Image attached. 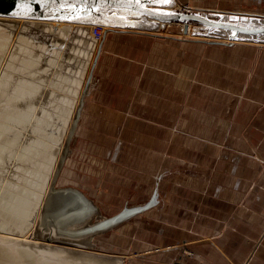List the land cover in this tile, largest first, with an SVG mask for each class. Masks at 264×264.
Masks as SVG:
<instances>
[{
    "label": "crops",
    "instance_id": "0c3cea01",
    "mask_svg": "<svg viewBox=\"0 0 264 264\" xmlns=\"http://www.w3.org/2000/svg\"><path fill=\"white\" fill-rule=\"evenodd\" d=\"M160 32L98 43L68 185L104 217L153 200L112 230L153 264H264V48Z\"/></svg>",
    "mask_w": 264,
    "mask_h": 264
},
{
    "label": "rangeland",
    "instance_id": "374dc122",
    "mask_svg": "<svg viewBox=\"0 0 264 264\" xmlns=\"http://www.w3.org/2000/svg\"><path fill=\"white\" fill-rule=\"evenodd\" d=\"M258 1L261 3H258ZM177 3L178 5L182 4L187 8L197 11H240L242 13L264 16V0H177ZM0 22L4 25H0V27H2L0 30V125L3 127L5 126V129L3 130L5 133V131H7V127L10 125V118H14L16 113H18L17 110H23L22 108H25V105L28 104L27 110L34 111V117L37 118L38 116V118H40V120L35 121V124L39 125L41 129H43L44 136H46L45 139L48 140L50 145L49 150L46 152L41 151L43 152V155H41V153H37L35 156L33 155L35 159L32 160V162L29 160V162L25 164H19V162L16 163L13 161V154H17L20 151V147H11L9 149L0 148V226L2 229L8 230V227L15 224L14 219H9L10 216L16 215L15 218H17L16 211L18 210L20 203H17L19 200L18 197H20L22 191H24V187L28 185L30 186V184L33 183V180L38 182L35 189L38 188L39 191L34 189L30 199L32 208H30L28 212L32 214L31 218L36 216L39 200L38 195L40 193L42 183L44 182L45 175L51 168V163L53 162L56 151H58L57 149L59 148V143L61 139H63L60 138L61 132L63 131L62 127H65L69 122H71V118L75 110L73 105L77 104L75 100L77 93L75 94L76 96H74V92H76V90L73 88L78 84L77 82H79V80L80 84L85 82L97 43L92 41L90 32L87 33L86 36L81 35L80 32L70 35V32L66 31L60 37H58L57 32L55 37L53 36L49 41H47L48 39L45 37L35 36L36 39L33 37L34 34L37 33L38 29H41L42 27H44L43 30L46 32V25L42 24L43 26L40 28L34 27L33 29V27H31L32 23L24 21ZM32 25L35 26L36 24ZM160 33L170 35L175 38H186L197 42L203 41V38L183 34L181 27L177 25H173L171 28L163 30ZM40 38L43 40H40ZM63 38H66V40ZM52 43H57L58 45L55 46L52 45ZM250 45L256 48L258 46H260L259 48H264V45ZM87 46L93 49L88 63L85 61L87 55L85 52H87L88 49ZM5 67L6 69H4ZM86 67L87 71L84 73V68ZM16 70L18 71L16 74L14 73V75H10L11 71L15 72ZM63 70H65L64 74L69 77V82H65L66 79H64V82L62 81V78H65ZM74 76H76L75 82L73 81ZM25 77H27V80L30 82L29 84L35 92L23 99L21 102L16 103L14 101H10V94L12 91L11 88L16 86V84H18L19 81H22ZM83 78L84 81L82 82ZM12 84L15 85L10 88ZM72 106L73 109H71ZM58 112L61 113L60 118L65 117V121H56L60 123L59 129L54 127L56 122L51 119L56 117L55 115H58ZM31 125H33V123H31ZM10 134L11 132L1 134L2 137L0 138V147L4 144H9L13 140ZM20 139L16 138L14 143L20 142L19 144L23 145V143L26 142L24 137L23 141H20ZM19 144H17V146ZM13 149L15 150L13 151ZM45 164L47 166H45ZM70 173L73 175L72 168L68 165L65 166L59 180V186H66L73 181V178L68 177ZM114 202L115 201H112V203ZM21 212L19 211L18 213ZM16 221V225H18L16 227L18 228H15V230L19 233H22L21 231L23 230L24 233L22 235H13L10 232L14 231V229L9 228L10 231L8 230V232L10 234L0 232V241L3 240L5 242H9L13 240H22L26 242H33V235L36 232L37 220L35 223H31L30 221L25 222L24 220ZM21 224H23V228L26 227V229L21 228ZM135 231L136 228L135 230L133 229L130 231L127 236H138ZM115 236L116 234H113L112 231H110L109 234L105 233L94 236L90 239L92 247L94 248L84 249V251L109 254L110 256L118 258L120 257L123 259L122 264H153L152 258H154L156 254L138 255L139 251L137 252V250H135L134 253L125 250L120 247L122 241L121 237L119 236L115 238ZM73 251L81 252L82 250L76 249ZM33 257V259H35L33 261L36 264H41L42 260L44 261L42 264H78L81 261L85 262L82 257H75V259H73L74 261L70 259V256H62L61 259H56V256H52V258L51 256L46 255L41 257L34 255ZM50 260L54 261L51 262ZM25 263L26 262L22 259H18L14 262V264ZM0 264L13 263L1 259Z\"/></svg>",
    "mask_w": 264,
    "mask_h": 264
},
{
    "label": "water",
    "instance_id": "95a60500",
    "mask_svg": "<svg viewBox=\"0 0 264 264\" xmlns=\"http://www.w3.org/2000/svg\"><path fill=\"white\" fill-rule=\"evenodd\" d=\"M0 18L54 23L50 34L44 32V27L34 34H40L47 41L57 35L58 25L61 23L88 28L100 26L104 29L103 36L112 31L162 32L167 26L177 24L181 25L183 34L203 38L202 42L209 44L264 45V16L240 11H197L178 5L177 0H171L170 3H161L159 0H140L139 3L136 0H0ZM97 48L41 204L34 241L1 240L0 260L14 264L22 259L25 264H33L34 255H46L37 246L47 244L81 250L94 248L91 243L86 245L83 242L116 229L154 204L152 200L143 206L125 207L113 216L104 217L82 190L69 185L59 186L61 174L71 154L84 98L101 44L97 43Z\"/></svg>",
    "mask_w": 264,
    "mask_h": 264
},
{
    "label": "bare ground",
    "instance_id": "6f19581e",
    "mask_svg": "<svg viewBox=\"0 0 264 264\" xmlns=\"http://www.w3.org/2000/svg\"><path fill=\"white\" fill-rule=\"evenodd\" d=\"M0 21H11L12 22V21H20V20H12V19H8V18H0ZM28 23L36 24L35 26H33L31 24V27H33V29H34V27H36V28L39 27L40 28L41 26L46 25V27H47L46 28L47 29L46 33H49L50 29L53 28L54 25H55L54 23H43V22L42 23L28 22ZM0 25H3V24H1V22H0ZM175 25H177V24H175ZM58 26H59L58 27V37L62 36V34H64L66 31L67 32L69 31L70 35L73 34V33H76V32H80L81 35H86V36H87V32H89V28L88 27H80V26H76V25L75 26H68V25H65L63 23H61ZM177 26L181 27V25H177ZM1 28L2 27H0V30H1ZM24 36H26V35H24ZM37 36L40 37V34L37 35ZM33 37L36 39L35 36H33ZM63 39L66 40V38H63ZM40 40H43V39L40 38ZM92 41L95 42L93 40V38H92ZM52 45L57 46L58 44L57 43H52ZM93 45H91V46H93ZM87 48H86L87 52H85L87 54L86 58H85V61H87V63H88V61L90 60V55L93 52V49L91 47H89V46H87ZM4 69H6V67ZM84 69H85L84 73H86L87 67L84 68ZM2 72H3V70H2ZM16 72H18V71L17 70L15 72L11 71L10 75H12V74L14 75V73L16 74ZM64 73H65V70H63V74ZM64 77L65 78H62L63 82H64V79H66L65 82H69L70 81L69 77L67 75L64 74ZM75 77L76 76L73 77V81L74 82H75ZM25 78H23L22 81H19V83L16 84V86H13L15 84H12L10 86V88L13 86L11 88L12 91H11V94H10L11 95L10 96V101H14L16 103L21 102L23 99L27 98L29 95H31V94H33L35 92L32 89L31 85L29 84L30 82L27 80V77H25ZM83 81H84V78H83L82 82ZM15 82H17V81H15ZM77 83H78L77 84L78 86L75 85L74 88H73L74 90H76V92L73 91L74 92V96L77 95L76 98H75L76 103L78 102L79 95H80V93H81V91L83 89V86H84L85 82L83 84H80V80H79V82H77ZM19 98H20V100H19ZM75 105L77 106V104L73 105L74 109H75ZM73 106H72L71 109H73ZM22 109L23 110H21V109L17 110L18 113L15 112L16 116L14 118H10V121H9L10 125L7 127V131H5V133L3 131L5 129L4 128L5 126L3 127L2 125H0V138L2 137L1 134H6V133L11 132L10 136L13 139L9 144H4L2 146L3 148L2 147H0V148L1 149H6V148L9 149L11 147L12 148H14V147L19 148L20 147V151L17 154H13V158H14L13 161L16 162V163L19 162V164L20 163L21 164L22 163L25 164V163L29 162V160L32 162V160L35 159L34 156L37 153H41V155H43V152H46L47 150L50 149L49 142H48L47 139H45L46 136H44L43 129H41V127L39 125L35 124V121L36 120H40V118H38V116H37V118L34 117V111H31V110L28 111L27 110L28 109V104L25 105V108H22ZM70 112H71V110H70ZM57 114L58 115H55L56 117H53V118L50 117V118L53 121H55V122L56 121H58V122L65 121V117L60 118L61 117V115H60L61 113L60 112H58ZM58 122L55 123L54 127L59 129L60 123H58ZM31 123H33V125H31ZM67 123H68V121H67ZM69 125H70V122L65 127H62L63 131L61 132L60 138H63V139L65 138ZM1 128H3V129H1ZM55 133H54V136H55ZM23 137L26 139V142H24L23 145L19 144L20 142L19 143L18 142L14 143L16 141L15 140L16 138L17 139L21 138L20 141H23ZM63 139H61V141L59 143V148L57 149L58 151H56V153L54 155L53 162L51 163V168L48 170L47 174L45 175L44 182L42 183V187H41L40 193L38 195L39 200H38V206H37V211H36L37 213H36V216L31 219L32 223H35L37 218H38L43 198H44L46 190L48 188L49 181H50V178H51L52 173H53V169L55 167L59 152H60L62 144H63ZM17 144H19V145L17 146ZM14 150L15 149H13V151ZM41 151H43V152H41ZM45 166H47V165L45 164ZM41 167H42V165H41ZM35 181L36 180H33L32 181L33 183H31L30 186L29 185L25 186L24 187V191H22V194L20 195V197H18L19 200H18L17 203H19V202L20 203H19L18 210L16 211L17 218H15L16 215L15 216L11 215L10 218H9V219H14V221H15V224L13 226L8 227V230H9V228L10 229L11 228L14 229V231L10 232L13 235H18V234L22 235L24 233L23 230L21 231L22 233H19V232H17V230H15V228H18V227H16V226H18V225H16L17 224L16 220H18V221H23L24 220L26 222V221H30V218L32 217V214L29 213L28 210L30 208H32V204H30V199H31L32 194L34 192V189H35V187H37V183H38V182H35ZM40 185H41V182H40ZM35 190L39 191L38 188H36ZM19 211L20 212L22 211V212L18 213ZM20 227L23 228V224H21ZM21 228H19V229H21ZM23 229H26V227L23 228ZM8 230H4L0 226V232L6 233V234H10L8 232ZM29 230H28V232H29ZM83 243L86 244V245H90L91 242H90V240H87V241H84ZM37 247L40 248V252H42L43 254H46L48 256H50V255L56 256V259H58V258L61 259L62 256L63 257L64 256H70L71 257L70 259H72V260L75 259V257H82V259H84L85 262L81 261L78 264H112L111 259L109 258V256L107 254L92 253V252H87V251H84V250H82L81 252H76V251H73V250H76V249L65 248V247H56V246H52V245H49V244L44 245V246H37ZM50 261L53 262L54 260H50Z\"/></svg>",
    "mask_w": 264,
    "mask_h": 264
},
{
    "label": "built area",
    "instance_id": "2783aa9c",
    "mask_svg": "<svg viewBox=\"0 0 264 264\" xmlns=\"http://www.w3.org/2000/svg\"><path fill=\"white\" fill-rule=\"evenodd\" d=\"M89 32H90V36L93 38V40L96 43H99L103 38L104 29L100 26H91L89 28Z\"/></svg>",
    "mask_w": 264,
    "mask_h": 264
},
{
    "label": "snow or ice",
    "instance_id": "6c2138e0",
    "mask_svg": "<svg viewBox=\"0 0 264 264\" xmlns=\"http://www.w3.org/2000/svg\"><path fill=\"white\" fill-rule=\"evenodd\" d=\"M139 2H140V0H136V3H139ZM159 2H161V3H170L171 0H159Z\"/></svg>",
    "mask_w": 264,
    "mask_h": 264
}]
</instances>
